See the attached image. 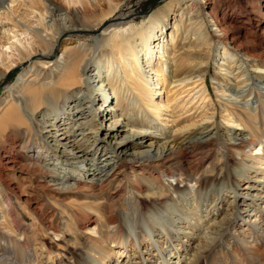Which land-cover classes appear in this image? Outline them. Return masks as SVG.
<instances>
[{"label":"bare ground","instance_id":"bare-ground-1","mask_svg":"<svg viewBox=\"0 0 264 264\" xmlns=\"http://www.w3.org/2000/svg\"><path fill=\"white\" fill-rule=\"evenodd\" d=\"M10 1L13 3V0ZM261 1L264 0H230L228 6L233 2L236 7H225L220 12L210 0H177L174 4H166L161 11L150 13L147 23L134 29L131 25L123 27L122 21L105 23L109 15H116L119 11V4L113 0H90V7H84V14L77 7L79 2L84 5V0H69L73 3L70 11H62L52 0H45L42 8L30 5L43 28L23 24L10 5L4 6L7 1L2 0L0 10H3L0 14H10L13 26L21 25L29 29L34 34L40 52L39 60L33 62L28 58L30 47L21 43L20 46L13 44L25 67L17 82L7 85L0 96V237L3 238L4 248L0 253V264H40L44 251L41 248L32 251L31 247L44 240L47 250L54 248L56 242L49 239L51 236L69 249L80 246L88 248L89 243L107 239L115 242L123 228L118 208L120 202L124 201L128 185L136 191L139 199L143 197L147 203L140 206L137 202V208H132V211L129 208L122 217L135 215L140 219L143 230L152 237L157 218L166 212L164 207L172 196L176 197L178 192L185 189L179 185L166 184L165 177L172 178L178 168L183 170L179 173L178 181L190 182L198 177L197 169H192L185 152L198 150L200 143L211 140L218 125L214 120L215 105L205 93L208 91L206 70L199 68L196 72L184 75L176 73L179 69L172 71V75L167 72L170 61L174 64L181 58L175 53L167 54L168 39H165V35L168 34L171 19L182 5L193 6L189 11V20L192 19L190 23L198 25L202 37L216 39L221 44V56L226 60L222 61L223 66L219 68L224 70L225 76H234H230L234 73L230 70L229 59L232 62L244 60L254 67L243 78L244 84L237 87L233 97L223 98L222 118L229 127L241 125L252 129L251 136H245L242 132L233 134L229 140L231 149L238 148L251 153L257 145L262 144V132L257 121L263 116L264 99L252 109L249 100L243 96L245 90H249L247 94L251 92L250 88H246L249 80L250 84L263 83L256 93L264 95V5ZM193 10H197L195 15ZM205 15L211 16L210 19H204ZM198 17H201L200 20ZM97 28L100 29L101 38H95V43L67 39L61 43L59 53L53 59H42L44 53L53 46V40L63 31ZM130 31L133 35H129ZM169 40H172V35ZM242 41L257 42L259 51L247 53ZM97 49H101L99 55L95 53ZM0 76L3 74L0 73ZM238 77L240 75L234 78L241 80ZM95 80L96 83L92 85ZM78 94L81 98L77 101ZM93 95L110 97L111 104L114 100L115 104L106 114L111 115L110 133L113 135L123 126L129 127L130 136L142 139L147 135V129L144 126L134 128L127 115L138 113L140 117L151 116L149 120L163 118L155 126L159 133L151 134L150 147H154L140 151L135 158L119 157V152H125L126 143L115 140L110 147L114 153L113 160H107L108 170H104L91 156L96 153L97 147L88 150L76 138H69L76 134L72 128H47L50 124L46 125L49 121L46 116L53 112V117H56L68 102L70 106L74 103L73 107L60 119L70 116L78 122V118H82L88 109L100 113L91 105L90 98ZM82 98L88 100L85 102ZM179 103H188L187 108L180 109ZM114 107L120 111L123 122L120 117H115ZM166 109L169 112L164 111ZM197 109L201 111L195 114ZM38 115L42 117L37 118ZM180 118L193 121L174 128ZM169 123L172 128L166 130ZM82 124L79 123L77 127L79 134L83 137L89 134L97 136V127L85 128ZM165 131L170 132L169 137L165 136V141L161 140L158 144V134H165ZM176 134H180L179 141L175 138ZM109 136L108 132L101 136L103 143ZM64 139L68 140L63 142ZM77 153L83 158L74 163ZM88 155L91 157L88 158ZM53 160L70 164L79 170L75 174L71 170L58 171L60 167H56ZM77 162L88 167H80L76 165ZM127 168L128 175L125 176L123 173ZM83 169L91 172L86 175ZM8 174L13 176L9 177ZM148 181L155 186L148 185ZM21 183L23 185H19ZM25 188L28 193L24 192ZM236 189H239L238 185ZM236 189L234 197L242 195L243 199L234 204L233 216L248 205V193ZM35 195L42 199L34 202L32 197ZM18 205L23 208L24 214L18 213ZM188 206L183 212L187 220L182 222L193 229L198 224H191ZM26 216L34 221L26 224ZM225 229L226 225L219 230ZM74 264H89V261L86 255H81Z\"/></svg>","mask_w":264,"mask_h":264},{"label":"rangeland","instance_id":"rangeland-1","mask_svg":"<svg viewBox=\"0 0 264 264\" xmlns=\"http://www.w3.org/2000/svg\"><path fill=\"white\" fill-rule=\"evenodd\" d=\"M6 1L7 3L4 6L7 4L10 5L13 9L12 11H14L23 24L33 28H43L37 14L31 11L30 5L42 8L45 0H13V3L10 0ZM52 1L60 6L62 11H70L73 8V3L69 2V0ZM84 1V5L80 2L77 3V7L83 14L84 7H90V0ZM96 1L94 0V2ZM176 1L113 0V2L119 4V11L116 12V15H109L105 23L109 24L122 21L121 25L123 27L131 25L135 29L147 23L150 13L157 10L161 11L166 4H174ZM210 1L218 7L220 12L225 7L230 9L231 7H236L233 2L228 6L227 3L230 0ZM261 3L264 5V1H261ZM0 4H2V0H0ZM192 7L191 5H182L178 8L177 14L171 19L170 28H168V34L165 35V39H168V42H166L168 47L167 54L171 55L175 53L177 57H181L174 64H171L172 61H170L167 72L172 75V71L179 69L176 73H183L184 75L192 71L196 72L199 68L205 69V83L208 89L205 93L210 97L209 101L215 105L214 120L218 125L217 132L212 135L211 140L200 143L198 150H188L189 152L184 150L186 151V158L192 169H197L198 177H194L192 179L193 181L191 180L190 182H186L185 180L178 181V177H180L179 173L183 172V170H180L181 168H178V172L172 178L165 177L166 184L171 186L179 185L185 189L178 192L176 197L172 196L173 198L171 197L169 203L164 207L166 212L157 218L158 223L153 228L151 233L152 237H149L143 230L144 227L140 225V219L136 218L135 215L128 217L129 219L122 217L125 214L124 211H128L129 208L131 211L133 210L132 208L136 209L137 202L140 206H144L147 203L146 200H143V197H141L142 200L139 199L136 191L131 185H128L126 190L127 194L124 198L125 202H120L118 208L121 214L120 221L123 225L122 232L117 238L119 242L117 240V242H111L107 239L104 242L89 243L88 248H82L80 246L69 249L63 242L54 240V238L52 239V236L49 238L46 235L45 237L56 242L54 248L47 250L44 240H41L40 243L33 244L31 247L32 251L36 248H41L44 251L40 264H74L75 259L81 255H86L89 264H164V261H166V264H264V112L262 118L257 121V125L262 132L260 138L263 142L257 145L256 150L251 153H245L238 148L231 149L229 140L233 134H239V132H242L245 136H251L252 129L245 128L241 125L240 127H229L222 118L223 98L228 99L230 95L234 94L237 87L244 84L243 78L247 77V73H251L254 67L250 66L244 60L232 62L229 59L228 62L231 65L230 70L234 73L230 76H234L233 78L225 76L226 74L223 73L224 70L222 71L219 68L223 66L222 61L226 60L221 56V44L216 39L202 37V32H199L198 25L190 23L192 19L189 20V11ZM196 13L197 10H193V14L195 15ZM210 17L209 15H205L204 19L207 20ZM200 18L198 17V20ZM132 31H130L129 35H133ZM170 35H172V40H169ZM95 38L97 40L101 38L100 29L98 28L65 30L58 38L53 40V46L44 53L42 59H53L59 53L61 43L67 41V39L68 41L85 40L93 44L95 43ZM35 40L34 34L29 29H25L21 25H12L10 14L6 12L0 14V73L3 74L2 77L0 76V96L4 93L7 85L17 82L20 72L25 67L23 61L19 60L17 50L13 44L20 46L21 43L24 46L30 47L28 58L34 62L39 60L40 52ZM32 41L34 44H32ZM242 43V47L247 53H257L259 51L257 42L242 41ZM189 52L192 54L189 55ZM95 53L99 55L101 49H97ZM240 62H242L241 66L238 65ZM6 64L9 66L5 67ZM236 75H240L238 79L241 80L237 81L234 78ZM250 82V80L247 81L246 88H250L251 92L247 94L249 90H245L243 96L245 95L244 98L249 100L251 108L254 109L264 99V95L260 96L256 93L257 89L259 90V87L263 83L250 84ZM95 83L96 80L92 81V85ZM224 90L225 95H223ZM109 95H111V91ZM76 97L78 101L81 95L78 94ZM82 100L86 102L88 99L82 98ZM90 100L91 105L97 111H100V113H97L93 109L85 110V114L82 118H78V122L83 123L82 125L85 128L97 127L99 132L96 137L92 134L85 137L79 134L80 131L79 129L77 130L79 123L75 121V118L66 116L64 120L60 119L66 115V112L72 109L74 103L70 106L69 102L64 104L63 109L59 110L56 117H53V112H50L46 116L49 120L46 125L50 124L47 128H54V130L63 127L72 128L76 134L69 138H76V141L88 150L97 147L96 153L91 156L104 170H108L107 160H113L114 153L110 147H112L115 140H121L126 143L125 152H119V157L135 158L138 157L140 151L154 147H150L152 141L151 134L153 135L154 132H157L155 130L157 129L155 127L157 121L163 120V118L161 119L160 117L159 119L158 117L156 120H149L151 116L141 115L140 117L138 113L127 115V118L133 122L134 128L144 126L147 129V135L142 139L136 138V136H130L128 126H123L122 129L118 130L116 135H113L110 133L111 115L106 114L115 104L114 100L112 99L111 104L110 97L101 98L98 95H93ZM187 104L179 103L180 109L186 107ZM164 111L169 112L168 109ZM200 111V109H197L195 114H198ZM114 114L116 118L120 117V111L116 110V107H114ZM41 117V115L37 116V118ZM122 118L123 116L120 117V120ZM121 121L123 122V120ZM192 121L193 119L180 118L177 121V126H174V128L191 124ZM171 128V123H169L166 130H171ZM106 132L110 136L103 143L101 136H104ZM161 132L164 133V131ZM169 134L170 132L168 131H165V134L162 135L158 134L160 137L158 144L165 141L169 137ZM179 135H175L178 141L180 140ZM128 138L129 140H127ZM66 140L64 139L62 141L65 142ZM75 151L76 149L73 148V152ZM78 155L77 153L74 163L83 158ZM88 156V158L91 157L90 155ZM53 163L56 164V167H60L58 171L71 170L75 174L79 170L70 164H62L59 160H53ZM76 165L84 168L88 167V165L85 167L80 162H77ZM82 171L84 173L86 170L83 169ZM90 172L91 170L85 173L87 175ZM123 174L125 176L128 175V168ZM8 175L9 177L13 176L12 174ZM149 184L151 187L155 186L151 181H148ZM19 185L23 184L21 183ZM236 185L239 186V189H236ZM162 187L166 188V186ZM235 189L242 193H248V198L246 199L248 205L244 207L242 212L233 216L234 204L240 203L243 199L242 195L234 197ZM26 190L28 189L25 188L24 192L28 193ZM256 193L257 196H255ZM32 198L34 202H39L42 199L41 197H38V199L36 195ZM185 206H188L190 211L188 214L193 218H189L191 224H198L196 228L191 229L187 227V223L182 222L183 220H187L185 219L186 215L183 214ZM197 208L200 211L197 212ZM16 209L18 213H25L19 205ZM194 211L196 213L192 215ZM33 221L30 217H27L26 222L28 223L26 224L32 223ZM181 225L184 226L179 228ZM225 225L226 229L224 231L219 230ZM191 232L194 233L192 237H189ZM2 243L3 238L0 239V253L4 251Z\"/></svg>","mask_w":264,"mask_h":264}]
</instances>
